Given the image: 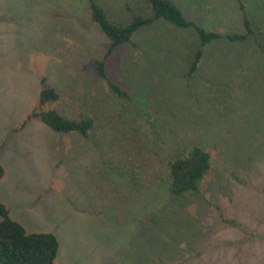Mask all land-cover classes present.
Wrapping results in <instances>:
<instances>
[{"label": "rangeland", "instance_id": "obj_1", "mask_svg": "<svg viewBox=\"0 0 264 264\" xmlns=\"http://www.w3.org/2000/svg\"><path fill=\"white\" fill-rule=\"evenodd\" d=\"M120 15L128 2L96 0ZM189 20L244 41L207 45L186 75L193 29L163 20L106 59L91 0H0V202L28 232L52 233L53 264H264V0H174ZM46 85L88 138L39 119ZM209 151L201 194L170 196L180 148ZM232 221L234 223H229Z\"/></svg>", "mask_w": 264, "mask_h": 264}, {"label": "trees", "instance_id": "obj_2", "mask_svg": "<svg viewBox=\"0 0 264 264\" xmlns=\"http://www.w3.org/2000/svg\"><path fill=\"white\" fill-rule=\"evenodd\" d=\"M91 13L101 33L106 38L105 58L97 60V71L117 95L130 98L123 86L111 80L106 69V59L119 47L133 43L135 35L158 20L166 21L180 28L193 29L197 43L188 49L186 75L194 76L203 61L206 47L217 40L244 41L254 34V26L249 17H244V30L222 33L208 29L196 21L189 20L174 0H137L125 4L122 14L116 15L101 2L91 0ZM40 92L38 105L27 119L14 131L24 128L28 122L39 119L54 132H78L88 138L95 127V119L88 114L68 116L57 103L61 94L53 86L45 84ZM212 168L211 153L198 145L178 149L169 162V194L177 199L189 194H201L203 181ZM4 176V167L0 162V179ZM229 223H234L228 221ZM59 242L52 233L28 232L14 220L9 209L0 202V264H53L59 253Z\"/></svg>", "mask_w": 264, "mask_h": 264}]
</instances>
